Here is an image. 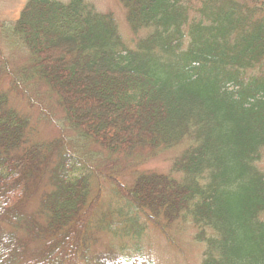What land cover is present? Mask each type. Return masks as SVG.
<instances>
[{
  "label": "trees",
  "instance_id": "16d2710c",
  "mask_svg": "<svg viewBox=\"0 0 264 264\" xmlns=\"http://www.w3.org/2000/svg\"><path fill=\"white\" fill-rule=\"evenodd\" d=\"M119 1L131 30L146 32L131 47L111 13L87 0H27L2 26L29 59L10 67L0 48V221L11 227L0 231V264H89L78 246L88 245L101 186L92 193L77 153L93 142L107 152L96 176L119 199L163 232L161 218L197 227L202 264H264V0ZM38 83L62 107L76 154L60 138L36 139L15 104H32ZM183 141L179 178L117 177L136 164L137 147ZM44 179L40 225L21 206ZM94 227L115 233L103 220Z\"/></svg>",
  "mask_w": 264,
  "mask_h": 264
},
{
  "label": "rangeland",
  "instance_id": "374dc122",
  "mask_svg": "<svg viewBox=\"0 0 264 264\" xmlns=\"http://www.w3.org/2000/svg\"><path fill=\"white\" fill-rule=\"evenodd\" d=\"M87 1L97 11L111 13L126 46H134L136 41L146 33L131 30L125 9L118 0ZM246 1L248 4H252V0ZM26 2L27 0H0V48L9 58L10 67L16 69L28 62L29 55L25 48L15 45L9 37L6 38L2 26L13 23L19 17ZM4 82L7 85L8 79ZM34 91L37 92L34 94L37 98L32 104L24 97L23 99L19 98L15 104L30 116L31 125L35 128L36 139L58 140L60 138L65 143L66 148L75 150L74 154H76L80 143L74 141V130L64 124V112L62 107L58 105L55 96L41 83H38ZM189 144V141H183L169 149L157 150H152L147 146L137 147L133 151L137 158L136 164L131 167V170L125 169L126 173H120L117 177H121L126 184H131L135 175L142 171L170 174L179 178V174L174 171L173 165ZM85 145L84 142L82 147ZM106 153L94 142L85 151L79 149L77 153L80 161L79 167L90 175L92 193L97 190L98 186H101L100 198L93 211L92 225L87 235L89 237L88 245L85 247L81 243L78 246L79 250L84 249V256L81 257L89 258V264H95L97 259L111 260L114 258H133V264H149V260L151 264H201L204 244L194 239L197 227L190 220L176 218L169 222L161 218L159 224H163L166 228L165 231L169 234L166 237L154 223L149 221L143 212L137 211L128 206L124 200L119 199L113 193V186L109 181L96 176L100 167L106 169ZM258 165L264 167V150ZM120 171L123 172V169ZM29 192H32L33 195L22 203L21 210L25 214H34V219L41 225L45 221V212L40 207V201L42 194L46 192V179L33 188V191L30 189ZM100 220H103L105 224L110 223L116 234L97 232L94 226H97ZM135 227L138 229L137 233H135ZM10 229L11 227L0 221V231ZM165 231L164 233H166ZM77 264L87 263L83 259H78Z\"/></svg>",
  "mask_w": 264,
  "mask_h": 264
}]
</instances>
